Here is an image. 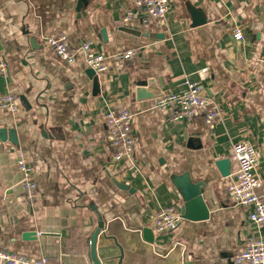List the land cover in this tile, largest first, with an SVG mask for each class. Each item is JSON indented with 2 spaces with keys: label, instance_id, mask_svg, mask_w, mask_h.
<instances>
[{
  "label": "crops",
  "instance_id": "crops-1",
  "mask_svg": "<svg viewBox=\"0 0 264 264\" xmlns=\"http://www.w3.org/2000/svg\"><path fill=\"white\" fill-rule=\"evenodd\" d=\"M170 1L167 25L158 28L124 21L134 0H0V95L13 93L18 104L16 112L0 107V127L10 131L0 139V247L56 263H91L93 206L105 212L101 264H237L246 239L261 233L251 208L237 204L228 186L238 141L256 147L264 184V0ZM238 30L243 39H236ZM60 34L75 49L91 39L110 70L89 76L81 50L73 63L60 59L44 43ZM130 49L132 57L119 58ZM150 78L163 93L182 90L186 78L199 82L222 109V121L210 129L203 116L174 119V111L156 108L158 97L138 100L137 84ZM124 108L134 115L137 144L132 159L117 160L101 117ZM16 149L37 165L33 201L18 198L24 191ZM227 157L231 174L224 177L216 161ZM184 173L204 182L209 217L184 218L148 241L142 229L151 227L152 214L181 211L172 177Z\"/></svg>",
  "mask_w": 264,
  "mask_h": 264
},
{
  "label": "built area",
  "instance_id": "built-area-1",
  "mask_svg": "<svg viewBox=\"0 0 264 264\" xmlns=\"http://www.w3.org/2000/svg\"><path fill=\"white\" fill-rule=\"evenodd\" d=\"M171 9L170 0H134V9L124 15V21L130 22L137 18L141 25L166 27L167 15ZM1 24V21H0ZM1 26V25H0ZM236 39H243L242 31L235 33ZM55 54L67 63L76 61L77 52L81 50L85 57V65L97 74H104L110 70L108 57L93 47L91 39L84 40L80 47L72 48L66 34L54 35L44 39ZM135 51L130 49L123 52L119 58H130ZM6 64L0 63V72H5ZM207 69L200 74L204 77ZM184 88L177 92H166L159 96L155 107L162 111H174V119L187 118L189 120L203 116L210 129L222 121L223 111L210 97L204 94L199 82L186 78ZM0 107L13 112L18 111V104L13 93L0 95ZM106 126V142L115 149L114 158L132 159L137 138L133 129L134 115L128 109H109L102 115ZM15 163L19 174V184L23 195L19 199L33 201L38 196V183L35 179L36 164L29 158L26 151L16 149ZM232 158L237 162V169L233 173V180L228 186L229 195L237 204L251 208V221L261 228L259 235L246 239L244 247L235 255L237 264H264V184L263 179L256 173L258 153L256 147L248 141H238L232 146ZM261 189V193L258 192ZM183 215L177 207L163 208L151 216V228L156 233H166L175 230L183 220ZM0 264H73L61 260L52 261L47 256L32 257L23 253L0 247ZM79 264V263H75ZM86 264H93L86 263Z\"/></svg>",
  "mask_w": 264,
  "mask_h": 264
},
{
  "label": "water",
  "instance_id": "water-1",
  "mask_svg": "<svg viewBox=\"0 0 264 264\" xmlns=\"http://www.w3.org/2000/svg\"><path fill=\"white\" fill-rule=\"evenodd\" d=\"M159 36L163 37L162 34ZM31 41L34 45V39H31ZM262 55L264 56V48L262 50ZM87 74L92 77L96 74V71L92 68H87ZM162 95L163 92L159 89L154 78L139 81L137 84L136 98L138 100L153 99ZM9 133L10 131L6 126L0 127V139L2 141H7ZM216 166L220 170L222 176L227 177L231 174L232 161L229 157L217 160ZM114 181L122 191L125 190L134 193L133 189L128 184L117 180ZM172 181L182 195L181 213L183 218L190 221H202L207 219L209 217V210L203 199V193L205 191L204 182L199 181L195 183L192 181L191 176L186 173L174 175ZM93 210L96 211L98 215V227L94 231L90 240V259L93 264H101L97 254V239L98 235L105 227V212L97 206H93ZM142 230L147 240L153 242L155 238L154 230L151 227H143Z\"/></svg>",
  "mask_w": 264,
  "mask_h": 264
}]
</instances>
